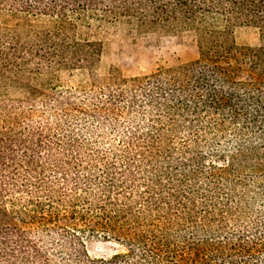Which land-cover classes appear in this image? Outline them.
Wrapping results in <instances>:
<instances>
[{
    "label": "trees",
    "instance_id": "16d2710c",
    "mask_svg": "<svg viewBox=\"0 0 264 264\" xmlns=\"http://www.w3.org/2000/svg\"><path fill=\"white\" fill-rule=\"evenodd\" d=\"M2 11L50 19L25 42L0 30V75L29 76L28 93H0V264H264V0H0ZM86 18L192 33L199 56L95 77ZM243 23L259 46L236 44ZM64 69L90 83L38 82ZM86 229L122 249L90 257Z\"/></svg>",
    "mask_w": 264,
    "mask_h": 264
},
{
    "label": "rangeland",
    "instance_id": "374dc122",
    "mask_svg": "<svg viewBox=\"0 0 264 264\" xmlns=\"http://www.w3.org/2000/svg\"><path fill=\"white\" fill-rule=\"evenodd\" d=\"M49 19L39 14L24 18L2 11L0 30L7 33L9 38L17 29L21 41L25 42L29 32L47 27ZM79 31L83 32L84 37L98 41L101 45V54L94 68V75L98 78L111 73L127 78L146 75L162 67L196 60L199 56L195 36L188 32L166 28L136 30L123 21L95 18L81 21ZM234 38L239 46L257 47L260 44V31L253 24L243 23L235 28ZM28 78V75L20 74L8 73L6 78L0 75V93H8L12 97L28 93ZM38 82L51 83L61 89L87 86L90 78L79 70L64 69L41 75ZM83 236L86 250L92 258H108L122 249L115 241L90 229H86Z\"/></svg>",
    "mask_w": 264,
    "mask_h": 264
}]
</instances>
